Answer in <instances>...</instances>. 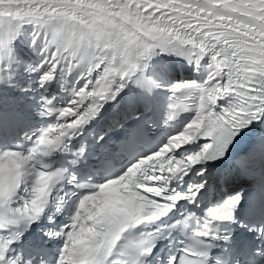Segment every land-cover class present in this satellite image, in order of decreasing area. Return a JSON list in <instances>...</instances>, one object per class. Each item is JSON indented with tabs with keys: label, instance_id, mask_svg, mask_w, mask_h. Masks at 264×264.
<instances>
[{
	"label": "snow or ice",
	"instance_id": "obj_1",
	"mask_svg": "<svg viewBox=\"0 0 264 264\" xmlns=\"http://www.w3.org/2000/svg\"><path fill=\"white\" fill-rule=\"evenodd\" d=\"M0 264H264V0H0Z\"/></svg>",
	"mask_w": 264,
	"mask_h": 264
}]
</instances>
